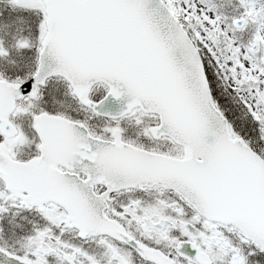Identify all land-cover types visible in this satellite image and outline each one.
<instances>
[{
	"label": "snow or ice",
	"instance_id": "snow-or-ice-1",
	"mask_svg": "<svg viewBox=\"0 0 264 264\" xmlns=\"http://www.w3.org/2000/svg\"><path fill=\"white\" fill-rule=\"evenodd\" d=\"M0 0V264H264V0Z\"/></svg>",
	"mask_w": 264,
	"mask_h": 264
},
{
	"label": "rangeland",
	"instance_id": "rangeland-1",
	"mask_svg": "<svg viewBox=\"0 0 264 264\" xmlns=\"http://www.w3.org/2000/svg\"><path fill=\"white\" fill-rule=\"evenodd\" d=\"M214 2L217 4H223L225 10H228V11L231 10V5L228 3V0H214Z\"/></svg>",
	"mask_w": 264,
	"mask_h": 264
}]
</instances>
